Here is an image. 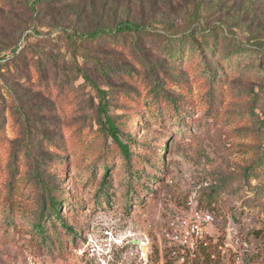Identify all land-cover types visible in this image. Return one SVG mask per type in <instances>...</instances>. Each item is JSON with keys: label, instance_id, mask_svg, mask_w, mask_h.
<instances>
[{"label": "rangeland", "instance_id": "1", "mask_svg": "<svg viewBox=\"0 0 264 264\" xmlns=\"http://www.w3.org/2000/svg\"><path fill=\"white\" fill-rule=\"evenodd\" d=\"M199 183L180 263L159 232ZM0 264H264V0H0Z\"/></svg>", "mask_w": 264, "mask_h": 264}, {"label": "built area", "instance_id": "2", "mask_svg": "<svg viewBox=\"0 0 264 264\" xmlns=\"http://www.w3.org/2000/svg\"><path fill=\"white\" fill-rule=\"evenodd\" d=\"M201 186V183L196 185L182 207L167 217L159 232L169 257L180 263L197 248L209 245V226L214 221V214L198 202L196 193Z\"/></svg>", "mask_w": 264, "mask_h": 264}, {"label": "trees", "instance_id": "3", "mask_svg": "<svg viewBox=\"0 0 264 264\" xmlns=\"http://www.w3.org/2000/svg\"><path fill=\"white\" fill-rule=\"evenodd\" d=\"M187 23V22H186ZM171 24V26H173L172 23H168ZM146 29V26L144 25H137V24H131L128 22H122L119 23L117 26H115L114 28L111 29H107V30H94L91 32H78V31H63L64 34V40L66 41L71 54L73 56H75V52L76 49L78 47V43L79 42H83V41H89V40H93L94 38L98 37L99 35H101V33H115L117 35H122L125 33H131V34H136V33H140L143 30ZM209 31H207L208 33ZM187 35L189 36L190 34L188 32H185L183 34H179L177 36H175V40H181V38ZM211 35V34H210ZM88 80V78L86 79ZM96 91L99 95V101L97 102V120L98 123L100 124L101 129L104 131V133L107 135V137L111 140V142L118 148V150L127 158H129L130 156V152L128 149V146L126 143H123V141L120 139V135H119V128L117 127V125L114 122V119H112V116L108 113V108H107V102L104 99V94H105V89L103 88H97L96 87ZM172 107L175 110H178V105L176 103H172ZM106 172H107V167H105V172L103 174L104 176V180L101 182V186L104 187V184L106 182ZM49 198V204H50V208H51V214L52 216L57 219V221H59L61 224H63V227L66 229H70L69 226H67L60 215V211H59V201H57L55 198L52 197V195L48 196ZM207 208H209L212 213L214 214V211L208 207L205 206ZM36 229L38 232L44 234L45 231V224L41 221H38L35 225ZM203 249V250H202ZM205 248H199V250L204 251ZM196 252L194 251L192 256H195ZM200 253V251H199ZM201 254H203L201 252ZM188 260V258H187ZM185 259V261H187ZM194 262H197V260H195Z\"/></svg>", "mask_w": 264, "mask_h": 264}, {"label": "water", "instance_id": "4", "mask_svg": "<svg viewBox=\"0 0 264 264\" xmlns=\"http://www.w3.org/2000/svg\"><path fill=\"white\" fill-rule=\"evenodd\" d=\"M145 249H146V247L143 245V247H142V251H146Z\"/></svg>", "mask_w": 264, "mask_h": 264}]
</instances>
